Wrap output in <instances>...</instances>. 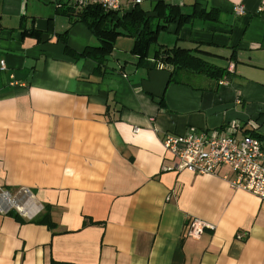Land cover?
<instances>
[{
	"label": "crops",
	"instance_id": "obj_1",
	"mask_svg": "<svg viewBox=\"0 0 264 264\" xmlns=\"http://www.w3.org/2000/svg\"><path fill=\"white\" fill-rule=\"evenodd\" d=\"M69 1L0 0V188H28L34 210L0 211V264H264V197L234 188L227 165L176 169L163 144L240 123L238 138L259 134L264 146V0H162L212 12L163 31L233 62L225 83L185 69L171 79L152 53L136 65L129 36L98 70L65 49V32L79 53L99 43L63 12ZM158 1L139 5L154 15ZM194 218L213 227L188 237Z\"/></svg>",
	"mask_w": 264,
	"mask_h": 264
},
{
	"label": "trees",
	"instance_id": "obj_2",
	"mask_svg": "<svg viewBox=\"0 0 264 264\" xmlns=\"http://www.w3.org/2000/svg\"><path fill=\"white\" fill-rule=\"evenodd\" d=\"M133 4H135L133 8L125 11L122 9L112 10L99 3H88L77 8L69 1L63 12L71 18L74 17L73 23H84L99 43L88 45L83 52L79 53L67 45L65 32L61 34L65 49L73 56L94 58L98 63L97 69L106 71L109 57L115 50L117 39L120 36H129L134 39L131 51L137 57L136 65L144 63L152 53L157 63L173 66L171 79L174 72L180 69L208 76L219 83L221 80L227 79L228 67L233 62H230L228 66L217 65L198 55L195 52L199 49L198 47L188 48L179 45L178 42L173 46H167L159 41L160 32L167 30L169 24L177 23L179 27L197 15H211L212 12L208 13L202 10L197 12L193 9L192 13H185L181 12L176 5L160 0L154 7L155 14L150 15L139 5L140 3ZM211 19L216 20V17L211 16ZM252 134L261 137L259 134ZM41 220L49 224L52 223L49 213H45Z\"/></svg>",
	"mask_w": 264,
	"mask_h": 264
},
{
	"label": "built area",
	"instance_id": "obj_3",
	"mask_svg": "<svg viewBox=\"0 0 264 264\" xmlns=\"http://www.w3.org/2000/svg\"><path fill=\"white\" fill-rule=\"evenodd\" d=\"M142 0H133L140 3ZM77 8L88 3H99L112 10L121 9V0H71ZM238 14L244 13V6L236 8ZM1 67H6L5 61ZM231 63L228 70H232ZM221 80L220 83H225ZM240 123L231 124L224 130L191 129L184 135L167 134L163 140L165 148L174 158L175 168L187 169L196 174L216 173L224 165L230 166L236 177L231 180L234 188H242L264 197V146L262 139L247 134L238 138ZM138 130V128L136 129ZM31 191L22 188L17 195L0 188V211L15 209L19 214L28 216L34 212L28 199ZM39 209V208H38ZM206 227H213L198 218L192 219L185 227L188 237L196 238Z\"/></svg>",
	"mask_w": 264,
	"mask_h": 264
},
{
	"label": "rangeland",
	"instance_id": "obj_4",
	"mask_svg": "<svg viewBox=\"0 0 264 264\" xmlns=\"http://www.w3.org/2000/svg\"><path fill=\"white\" fill-rule=\"evenodd\" d=\"M144 5H146L147 6V4L145 3ZM169 37V39L171 40V42H170V44H168V45H171V46H173V45H175L176 44V39H177V36H176V34H173V33H169L168 31L167 32H165V31H163L162 33H161V36H160V42L161 43H168V41L166 40V37ZM164 37V38H163ZM174 38V41L172 42V39ZM154 48V47H153ZM220 63V62H219Z\"/></svg>",
	"mask_w": 264,
	"mask_h": 264
}]
</instances>
